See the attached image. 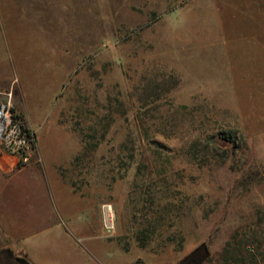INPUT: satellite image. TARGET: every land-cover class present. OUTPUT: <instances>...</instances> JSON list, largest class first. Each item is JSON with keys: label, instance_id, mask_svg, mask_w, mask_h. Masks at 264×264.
Instances as JSON below:
<instances>
[{"label": "rangeland", "instance_id": "obj_1", "mask_svg": "<svg viewBox=\"0 0 264 264\" xmlns=\"http://www.w3.org/2000/svg\"><path fill=\"white\" fill-rule=\"evenodd\" d=\"M0 17L1 127L13 108L33 133L0 143V175L23 168L0 195L11 226L56 217L51 167L91 205L53 223L61 264H103L98 232L110 264L202 241L204 264H264V0H0Z\"/></svg>", "mask_w": 264, "mask_h": 264}, {"label": "crops", "instance_id": "obj_2", "mask_svg": "<svg viewBox=\"0 0 264 264\" xmlns=\"http://www.w3.org/2000/svg\"><path fill=\"white\" fill-rule=\"evenodd\" d=\"M5 26L6 19L2 20L0 17V33L5 30ZM22 171L23 168H19L10 175H0V195L9 186L13 177ZM42 176L47 180L46 189L52 195L51 201L56 207V217L49 215L46 219L48 225L42 229L28 230L26 227H22L25 222L20 219L17 220L14 226H11V216H8L7 203L0 201V250L10 249L14 255L26 258L30 264H61L59 259L62 255V238L60 232L55 231L53 223L56 221L61 223L63 219H74L79 213L86 212L88 206L91 205L78 198V193L74 192L67 181L66 171L62 173V171L49 167L45 169ZM90 237L88 248L91 255L103 264H110L109 258L105 259L103 255L105 251H108L107 237L101 232L96 235L93 234V236L90 235ZM66 254L65 264L86 263L84 257L77 260V262L76 259L74 260L75 249H68Z\"/></svg>", "mask_w": 264, "mask_h": 264}, {"label": "trees", "instance_id": "obj_3", "mask_svg": "<svg viewBox=\"0 0 264 264\" xmlns=\"http://www.w3.org/2000/svg\"><path fill=\"white\" fill-rule=\"evenodd\" d=\"M14 122H17L22 133H25L28 139H31L33 133L25 125L21 114L15 113L13 108H10ZM2 254L4 255L2 257ZM210 256V251L207 244L202 241L193 247L189 252L182 256L174 264H204ZM0 264H30L28 260L21 256H16L10 249L0 250Z\"/></svg>", "mask_w": 264, "mask_h": 264}, {"label": "built area", "instance_id": "obj_4", "mask_svg": "<svg viewBox=\"0 0 264 264\" xmlns=\"http://www.w3.org/2000/svg\"><path fill=\"white\" fill-rule=\"evenodd\" d=\"M2 129L3 133L1 134L0 143L4 145V148L13 153H19L20 149L28 148L31 141L25 133L21 132L17 122L13 121L12 112L11 115L7 113L5 126Z\"/></svg>", "mask_w": 264, "mask_h": 264}, {"label": "bare ground", "instance_id": "obj_5", "mask_svg": "<svg viewBox=\"0 0 264 264\" xmlns=\"http://www.w3.org/2000/svg\"><path fill=\"white\" fill-rule=\"evenodd\" d=\"M2 115V111L0 110V118ZM1 119H0V131H1ZM105 217L107 219L108 222H110L113 219V213H112V209L109 206H105Z\"/></svg>", "mask_w": 264, "mask_h": 264}]
</instances>
